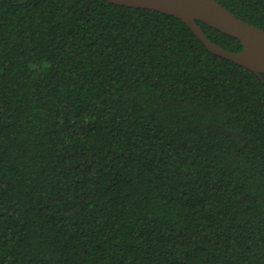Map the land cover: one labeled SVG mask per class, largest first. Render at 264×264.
I'll list each match as a JSON object with an SVG mask.
<instances>
[{"label": "trees", "instance_id": "16d2710c", "mask_svg": "<svg viewBox=\"0 0 264 264\" xmlns=\"http://www.w3.org/2000/svg\"><path fill=\"white\" fill-rule=\"evenodd\" d=\"M0 264H264V74L158 11L0 0Z\"/></svg>", "mask_w": 264, "mask_h": 264}, {"label": "water", "instance_id": "95a60500", "mask_svg": "<svg viewBox=\"0 0 264 264\" xmlns=\"http://www.w3.org/2000/svg\"><path fill=\"white\" fill-rule=\"evenodd\" d=\"M109 3L158 11L184 22L205 48L257 75L264 74V30L231 13L215 0H105ZM201 21L240 41L242 49L228 51L210 41L197 23Z\"/></svg>", "mask_w": 264, "mask_h": 264}]
</instances>
